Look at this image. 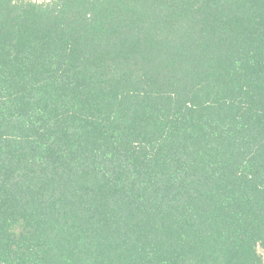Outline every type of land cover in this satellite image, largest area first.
<instances>
[{"label": "trees", "instance_id": "obj_1", "mask_svg": "<svg viewBox=\"0 0 264 264\" xmlns=\"http://www.w3.org/2000/svg\"><path fill=\"white\" fill-rule=\"evenodd\" d=\"M264 0H0V264H264Z\"/></svg>", "mask_w": 264, "mask_h": 264}, {"label": "rangeland", "instance_id": "obj_2", "mask_svg": "<svg viewBox=\"0 0 264 264\" xmlns=\"http://www.w3.org/2000/svg\"><path fill=\"white\" fill-rule=\"evenodd\" d=\"M262 257H263V261H264V251H261Z\"/></svg>", "mask_w": 264, "mask_h": 264}]
</instances>
